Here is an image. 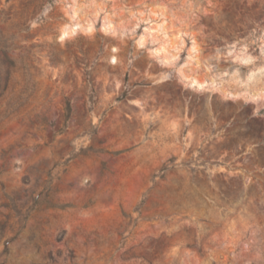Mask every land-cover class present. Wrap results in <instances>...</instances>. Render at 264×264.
I'll return each instance as SVG.
<instances>
[{"label": "rangeland", "instance_id": "1", "mask_svg": "<svg viewBox=\"0 0 264 264\" xmlns=\"http://www.w3.org/2000/svg\"><path fill=\"white\" fill-rule=\"evenodd\" d=\"M0 264H264V0H0Z\"/></svg>", "mask_w": 264, "mask_h": 264}]
</instances>
